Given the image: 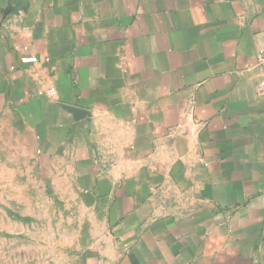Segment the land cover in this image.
I'll use <instances>...</instances> for the list:
<instances>
[{
  "label": "crops",
  "instance_id": "0c3cea01",
  "mask_svg": "<svg viewBox=\"0 0 264 264\" xmlns=\"http://www.w3.org/2000/svg\"><path fill=\"white\" fill-rule=\"evenodd\" d=\"M0 153L80 198L81 264H264V0H0Z\"/></svg>",
  "mask_w": 264,
  "mask_h": 264
},
{
  "label": "rangeland",
  "instance_id": "374dc122",
  "mask_svg": "<svg viewBox=\"0 0 264 264\" xmlns=\"http://www.w3.org/2000/svg\"><path fill=\"white\" fill-rule=\"evenodd\" d=\"M47 166L0 153V264H81L89 255V234L76 225L88 214L79 197L55 192Z\"/></svg>",
  "mask_w": 264,
  "mask_h": 264
},
{
  "label": "built area",
  "instance_id": "2783aa9c",
  "mask_svg": "<svg viewBox=\"0 0 264 264\" xmlns=\"http://www.w3.org/2000/svg\"><path fill=\"white\" fill-rule=\"evenodd\" d=\"M261 53H262V51H261ZM30 61H36V57H27V58L23 59V62H30ZM55 91H56L55 88H50L48 93L50 95H53L55 93Z\"/></svg>",
  "mask_w": 264,
  "mask_h": 264
}]
</instances>
